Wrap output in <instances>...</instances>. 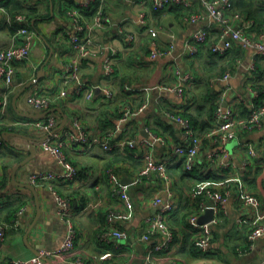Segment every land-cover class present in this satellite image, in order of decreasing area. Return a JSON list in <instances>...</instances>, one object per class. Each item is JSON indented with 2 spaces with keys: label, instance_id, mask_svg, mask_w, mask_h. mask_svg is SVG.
<instances>
[{
  "label": "crops",
  "instance_id": "obj_1",
  "mask_svg": "<svg viewBox=\"0 0 264 264\" xmlns=\"http://www.w3.org/2000/svg\"><path fill=\"white\" fill-rule=\"evenodd\" d=\"M81 1L24 0L28 5L37 6L42 14H48L46 18L37 16L31 21L35 32L31 61L39 63L40 67L33 73L27 63H17L16 81L20 84L12 92L5 118L17 122L55 114L58 118L55 129L63 130L72 127L74 116H80L91 133L102 134L114 126L115 118L120 114L119 108L132 106L135 112L124 122L125 129L117 137L131 136L141 141L150 130L168 139L167 145L157 144L156 156L167 158L173 179L176 196L166 220L174 230V242L170 250L152 251L162 239L161 235L157 232L148 239L142 238L147 217L157 213L160 208L153 203V198L161 193L163 183L157 177H139V171L145 165L141 148L126 151L105 150L98 145L84 146L77 151L66 148L79 172L71 180H57L52 184L59 193L72 200L77 228L76 244L64 258H43L39 264H72L69 260L77 257L84 258L87 264H264V235L247 254H242L240 247L246 242L248 226L239 223L240 218H250L254 213V208L245 204L239 193L240 188L253 189L264 210V123L259 128L240 127L238 140H230L224 151L221 150L222 145L217 146L206 137L212 118L210 127L205 126L203 122H207L205 119L208 116L204 118L202 114L212 103L226 102L233 104L237 117H247L250 104L264 99V55H257L255 49L240 43L225 53L214 52L211 45L218 39L219 23L204 10L200 0H193V4L187 8H179L175 4L161 10L153 8L152 0H96L94 7H102L112 23L93 29V39L103 44L104 48H96L93 56L82 60L81 76L88 84L110 87L114 96L106 99L98 88L95 95L88 99V88L76 94L74 86H71L67 97H58L62 73L66 65L78 57L69 36L71 18L64 8ZM244 7L249 11L246 5ZM251 10L252 15H248L247 11L235 6L232 10L234 24L244 27L253 21L248 30L264 42V24L259 25L260 21H264V2L254 0ZM142 14L147 20L146 24L140 22ZM190 14H196L198 18L194 20ZM86 17L88 21H93L94 15ZM4 21L0 14V50L16 42ZM148 26L154 27L157 34L150 33ZM202 29L208 30V40L200 45L197 54L191 56L187 41L193 33ZM128 34L134 35L132 41L128 39ZM155 47L161 53L153 57ZM112 51H115L116 71L106 76L103 62ZM256 61L260 65L257 72ZM178 72L192 77L181 90L174 89L180 81ZM223 73L230 74L228 80L209 81V76H223ZM124 84L133 89H127ZM144 86L156 88L151 91L139 90ZM35 92L55 97L49 109L39 110L28 102V97ZM143 101H148L147 106L139 110ZM186 110L192 111L199 121L200 126H195V131L204 138L195 169L190 173L172 151L176 144L187 143L185 129L175 117ZM64 117L67 118L65 123ZM13 126L0 130L3 141L0 148V203H4L0 206V218L9 220L21 206H27V211L22 226L9 230L6 240H0V264H9L15 258H31L44 249L59 248L67 234V224L57 213L55 194L47 187L33 184L38 193L41 213L28 239H25L30 224L38 214V206L33 190L22 183H31L30 174L39 170L59 173L65 169L54 156L39 147L38 142L46 136L43 130ZM243 143H251L257 155L252 157ZM28 144H35L38 151L17 170V181L13 182L14 167L30 154L17 147ZM246 158L250 163L243 168L242 163ZM220 160L232 161L237 167L221 168L218 164ZM110 167L115 169L120 185L126 188L135 203L130 219L118 222L119 227L129 232L124 240H118L109 232L106 221L110 209L122 206L107 181L106 171ZM215 171L227 176L224 179L200 181L203 174ZM228 183L232 189L231 195L226 208L220 213L219 221L213 225L211 249L206 253L201 252L193 242L202 226L199 222L192 224L189 216L196 211L199 202L206 201L209 207L211 199L206 195L207 189L221 185L225 187ZM199 186L205 188L200 190ZM14 208L17 209L14 211ZM101 232H106L105 238L100 237ZM106 252L110 254L106 255ZM148 254L152 255L150 260L147 259Z\"/></svg>",
  "mask_w": 264,
  "mask_h": 264
},
{
  "label": "built area",
  "instance_id": "obj_2",
  "mask_svg": "<svg viewBox=\"0 0 264 264\" xmlns=\"http://www.w3.org/2000/svg\"><path fill=\"white\" fill-rule=\"evenodd\" d=\"M4 0H0V5ZM96 0H82L78 6L73 7L68 11L71 18V30L69 36L71 44L78 52V57L66 65L64 73H62V87L57 95L58 97H67L69 95L68 88L74 86V93L80 94L86 90L88 99L92 98L96 90L100 88L103 91L105 98L109 99L114 96L113 90L108 86H102L95 83H86L81 76V62L95 54L96 48H104V45L97 42L92 37V31L95 27H102L105 24L112 23V20L105 14L102 7H99L94 15L93 21H88L84 12V8H90ZM264 1V0H262ZM204 10L219 23V36L217 41L212 43L211 48L216 53H225L229 51L236 43H240L245 47L255 49L257 55H264V42L253 35V32L248 28L254 24L250 21L249 24L242 27H237L234 24V16L231 14L233 2L231 0H200ZM153 8L155 10L164 9L173 4H181L189 7L193 4V0H152ZM3 7L0 6V10ZM197 14V13H196ZM193 14L192 19L198 18V15ZM16 19L24 23L22 26L16 27L14 39L16 42L0 50V130L7 126L23 125L29 128H37L43 130L46 136L41 139L38 144L41 150L48 152L64 167L63 172H56L53 170H39L33 172L29 176L32 184L40 187H47L56 196L57 213L63 218L67 224V234L60 245L56 249H44L40 253L31 258H15L9 264H39L44 256L59 257L70 253L76 244L77 228L74 219V208L70 197L59 193L52 182L57 180H71L76 177L79 172V167L75 165L66 153V148L71 150H81L84 146H101L105 150H121L141 148L143 150L142 158L144 160V167L139 171V177H157L162 180V189L159 195L153 198V203L159 205L160 208L157 213L148 216L146 219L147 227L143 233L142 238L148 239L152 234L157 232L162 239L156 243L152 251L170 250L174 242V230L168 224L167 214L173 209L175 190L173 187V179L168 170L167 158H158L156 156L157 144L167 145L168 139L162 135L148 130V134L141 141L135 137L125 136L117 137V134L125 129L124 122L129 116L135 112L130 105L121 107L120 116L116 120L113 128L107 130L102 134L91 133L86 127L84 118L74 116L72 118V127L64 128L63 130L55 129L58 124V118L55 114H50L44 118H29L22 121L10 122L6 120L5 116L9 110L12 92L15 87L19 85L16 81V66L17 63H27L32 67L33 73L39 69L40 64L31 61L32 41L35 37L34 29L31 27V22L28 21L26 15L17 14ZM10 21V19L8 18ZM140 22L146 24L147 20L144 14L140 17ZM148 31L153 35L157 34L154 27L148 26ZM121 30V28L119 29ZM128 39H134L133 34H128ZM208 40V30H199L191 36L187 41L188 52L191 56L197 54L201 44ZM21 41V43H19ZM114 52L112 51L103 62V70L106 76H111L115 73L116 67L114 65ZM161 53L157 47L152 51V56L155 57ZM253 70V68L251 69ZM180 74L179 84L174 88L181 90L185 84H188L192 77L188 74ZM230 74L226 73L223 76L212 78V82L225 79L228 80ZM127 89H133L132 86L126 84ZM156 86H144L139 90L151 91ZM164 88H169L165 86ZM55 97L51 98L47 94L35 92L28 97V102L39 110H47L54 103ZM148 101L144 102L139 107L143 110L147 106ZM176 119L182 123L185 129L187 143L176 144L172 151L175 156L184 161V167L188 171L195 169L197 157L203 146V136L195 131L194 126L185 118L176 115ZM264 123V99L261 101L252 102L249 106V113L247 117L239 118L235 115V107L233 104H224L219 102L214 112V117L211 121V129L206 133V137L214 141L217 146L222 145V149L226 151L225 145L232 139L238 140L240 127L247 129L262 127ZM1 135V133H0ZM2 138L0 137V148L2 147ZM248 148L249 154L254 157L257 155L256 149L251 143H243ZM217 151L214 153L216 155ZM250 161L246 158L243 160L242 167L249 165ZM218 164L221 168L237 167L236 164L229 160H220ZM107 181L112 189V193L119 199L122 206L119 209H110L107 213V223L109 232L118 240L127 239L129 232L125 228L118 225L119 221L129 220L132 216L135 207L134 200L130 197L125 187L119 183V177L113 167L107 169ZM1 187V182H0ZM205 187L199 186L198 189L203 190ZM223 186L207 189L206 195L214 202V217L211 221L201 224L202 229L195 236V244L201 252H208L211 249L213 241V225L219 221L220 213L226 208L228 200L231 195V188L223 190ZM239 193L242 196L245 204L254 208V213L250 218L242 217L239 219L241 225L248 226L246 242L240 247L242 254H247L255 242L264 235V210L262 203L257 194L253 193L246 187L240 188ZM166 195V198H164ZM4 204V203H3ZM0 203V206L3 205ZM206 201L200 203L198 210L194 211L189 216V221L192 224L198 222L201 214L207 210ZM27 211V206H23L16 214L11 222L0 220V240L5 241L8 231L11 229H19L22 226V219ZM100 237L105 238L106 232H101ZM106 252V255H109ZM105 255V256H106ZM104 259V255H102ZM152 258L151 254L147 255V259ZM147 261V260H146ZM72 264H87L82 257L69 260Z\"/></svg>",
  "mask_w": 264,
  "mask_h": 264
},
{
  "label": "trees",
  "instance_id": "obj_3",
  "mask_svg": "<svg viewBox=\"0 0 264 264\" xmlns=\"http://www.w3.org/2000/svg\"><path fill=\"white\" fill-rule=\"evenodd\" d=\"M232 2H233V8L231 9V14L234 12H232V10L233 9H235V6H238V8H240L241 10H243V11H247V13H248V15H252V10H251V8H252V6H253V1L254 0H250V1H245V2H241L240 0H231ZM264 2V1H263ZM94 4H95V2L92 4V6L90 7V8H84L82 11L84 12V14H85V16H87V15H89V14H91L92 16L93 15H95L96 14V11H97V9H98V6L97 7H94ZM173 5H175V4H173ZM244 5H246V8L247 9H249V11L248 10H245V7H244ZM0 6H2L3 7V9L2 10H0V14H1V16L4 18V22H6L7 23V25H8V27H9V31L11 32V34L14 36L15 35V32H16V27H18V26H22V25H24V23L23 22H21V21H18L17 19H16V16H17V14H24V15H26V17H27V19H28V21H32L35 17H37V16H41L42 18H46L47 16H48V14L46 15V14H42L40 11H39V9H38V7L37 6H35V5H28L26 2H24V0H4V1H2V3H1V5ZM76 6H78V4H76L75 6H72V7H70V8H68V6H65V8H64V11H69V10H71L73 7H76ZM176 6H178L179 8H187V7H185V6H183V5H181V4H177ZM50 11V10H49ZM246 13V14H247ZM87 14V15H86ZM191 15V14H190ZM8 18L10 19V21L8 20ZM87 18V17H86ZM258 20V19H257ZM5 23V24H6ZM264 24V21H260L259 22V25L261 26V25H263ZM31 27L33 28V25H31ZM259 61H256V72H257V69H259ZM224 74V73H223ZM210 78H209V81H211L212 80V78H214V77H211V76H209ZM258 78H256V80H257ZM212 83V82H211ZM125 85V84H124ZM144 102V101H143ZM218 103L219 102H217V103H212L211 105H210V107H206V113L203 111L202 112V114H203V117L206 115V116H208V118L207 119H205V120H207V122L206 121H204L203 122V125H205V126H209L210 127V123H209V121H210V119L212 118L213 119V117H214V112L216 111V108H217V106H218ZM243 108L245 109L246 107H244L243 106ZM119 110H120V108H119ZM118 110V111H119ZM120 113V112H119ZM177 115H179V116H181V117H183V118H185V119H187L191 124H192V126H194V128H196L195 126H200V123H199V121L198 120H196L195 118H194V116H193V112L192 111H189V110H186V111H183L182 113L180 112L179 114H177ZM119 116H120V114H119ZM119 116L118 117H116L115 119H118L119 118ZM205 118V117H204ZM212 121V120H211ZM115 123H116V120H115ZM115 123L113 124V125H115ZM114 126H112V127H110V128H108L107 130H109V129H111V128H113ZM7 128H9V127H3V129H7ZM106 130V131H107ZM1 131H2V129H1ZM105 131V132H106ZM104 132V133H105ZM181 161L183 162V164H184V161L181 159ZM185 169V168H184ZM186 170V169H185ZM188 173H190V172H192V171H188V170H186ZM227 175H222V174H220L218 171L216 172H209V173H205V174H203L201 177H200V181H205V180H216V179H224L225 177H226ZM229 184L230 183H228V184H226L225 185V187L223 188V190H225L226 188H229L230 186H229ZM250 191H252L253 193H255V191L253 190V189H249ZM256 194V193H255ZM201 199H203V197L201 198ZM201 201V200H200ZM21 207H23V206H21ZM20 207V208H21ZM199 207H200V202L198 203V205H197V208H196V210H198L199 209ZM20 208L15 212V214L13 215V217L12 218H10L9 220H5V219H1L0 218V220H2V221H6V222H11L14 218H15V216H16V214H17V212L20 210ZM17 208H14V211L16 210ZM196 242H193V244H194V246L196 247V249L198 250V248H197V246H196V244H195Z\"/></svg>",
  "mask_w": 264,
  "mask_h": 264
},
{
  "label": "water",
  "instance_id": "obj_4",
  "mask_svg": "<svg viewBox=\"0 0 264 264\" xmlns=\"http://www.w3.org/2000/svg\"><path fill=\"white\" fill-rule=\"evenodd\" d=\"M39 75H40V73H39ZM20 93H21V92H19L17 95L19 96ZM17 95L14 97V99L17 97ZM225 104H227V103L225 102ZM66 120H67V118L64 117V123L66 122ZM7 134H8V133H7ZM7 134L4 133V135H7ZM29 137H30V136H29ZM30 138H32V137H30ZM17 148L22 149V150L29 151L30 154H29L27 157L23 158L20 162H18V163L16 164V166L14 167L13 172H12V180H13V182H16V181H17V180H16V173H17V170H18L20 167H22L23 165H25L27 162H29V160L32 159V158L34 157V155H35V154L37 153V151H38V148H37V146H36L35 144L20 145V146L17 147ZM56 161H57V160H56ZM22 185H23V186H26V187H29V188H31V189L33 190V192H34V194H35V197H36L37 206H38V214H37L35 220L30 224V226H29V228H28V230H27V232H26V234H25V239L27 240V239H28V236H29V233L31 232L33 226H34L35 223L37 222L38 217H39V215H40L41 212H40V202L38 201V193H37L36 187H35L32 183H22ZM214 205H215V204H214L213 201H209V203H208V206H209V207L207 208V210H206L203 214L200 215V217H199V219H198V222H199L200 224H203V223L209 222V221H211V220L213 219L214 214H215V213H214ZM37 254H38V253H37ZM43 258L48 259L47 256H44Z\"/></svg>",
  "mask_w": 264,
  "mask_h": 264
},
{
  "label": "rangeland",
  "instance_id": "obj_5",
  "mask_svg": "<svg viewBox=\"0 0 264 264\" xmlns=\"http://www.w3.org/2000/svg\"><path fill=\"white\" fill-rule=\"evenodd\" d=\"M23 125H17L16 127H22ZM14 127V126H13ZM23 127H25V126H23Z\"/></svg>",
  "mask_w": 264,
  "mask_h": 264
}]
</instances>
